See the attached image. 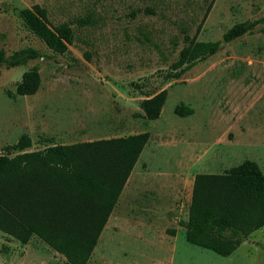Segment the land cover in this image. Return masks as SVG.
<instances>
[{
    "label": "rangeland",
    "instance_id": "1",
    "mask_svg": "<svg viewBox=\"0 0 264 264\" xmlns=\"http://www.w3.org/2000/svg\"><path fill=\"white\" fill-rule=\"evenodd\" d=\"M34 4L48 9L51 25L71 26L65 53L25 26L19 12ZM87 16L92 21L80 24ZM260 18L264 0H0V49L46 54L0 67V154L14 155L4 147L24 133L28 151L150 133L86 264H168V231L188 218L197 174H223L247 158L264 172V21L223 41L235 24ZM187 36L219 41L220 49L167 79ZM32 67L39 89L9 95ZM163 89L160 116L146 118L141 102ZM179 104L193 113L179 115ZM178 244L175 264H264V225L238 246L248 255L241 260L195 247L182 230ZM0 264L71 263L38 235L23 243L0 229Z\"/></svg>",
    "mask_w": 264,
    "mask_h": 264
},
{
    "label": "trees",
    "instance_id": "2",
    "mask_svg": "<svg viewBox=\"0 0 264 264\" xmlns=\"http://www.w3.org/2000/svg\"><path fill=\"white\" fill-rule=\"evenodd\" d=\"M25 26L54 53L63 54L72 42L68 22L53 26L48 9L40 4L20 10ZM92 21L79 18L80 24ZM263 18L240 22L223 36L232 42L252 31ZM188 37V36H187ZM167 79H178L200 60L218 52L219 41L188 37ZM46 57L39 49L27 46L7 56L0 49V67L26 65ZM37 67L23 72L15 91L8 94L30 95L40 87ZM168 91L148 95L141 108L148 119L160 116ZM176 113L185 116L193 109L179 104ZM150 138L148 131L111 139L75 144L50 143L42 149L32 146L29 134L8 143L0 154V229L20 238L32 235L63 252L71 264H86L114 209L135 164ZM190 243L231 255L249 232L264 225V172L257 161L247 158L223 174L199 173L195 176L188 218L180 220ZM175 234L176 230H169Z\"/></svg>",
    "mask_w": 264,
    "mask_h": 264
},
{
    "label": "crops",
    "instance_id": "3",
    "mask_svg": "<svg viewBox=\"0 0 264 264\" xmlns=\"http://www.w3.org/2000/svg\"><path fill=\"white\" fill-rule=\"evenodd\" d=\"M180 226H181L180 228H178V227L171 228V229H175L176 230L175 234H171L168 231L170 233V235H172V238H173V240L171 241V244L168 245L167 247L166 246L164 247V251L168 255V264H175L176 253H177L178 245H179L178 244L179 243V233L181 232V230L184 231V236H185V230L186 229L181 224H180ZM185 239H186V237H185ZM188 243H190V242H188ZM190 244L194 245L195 247L197 246V247H201L202 249L204 248L205 250L212 251V252L216 253L217 255L219 254V253L213 251L212 249H208V248H205V247H202L200 245L193 244V243H190ZM234 253H236V254L234 255ZM219 255H221V254H219ZM232 255L236 256V259H238V260H241L242 258L244 259V257H248L247 253H245L244 250H241L239 247H237V249L230 256H232ZM221 256H223V255H221ZM231 261L237 262V260H231ZM237 264H242V262H239Z\"/></svg>",
    "mask_w": 264,
    "mask_h": 264
},
{
    "label": "water",
    "instance_id": "4",
    "mask_svg": "<svg viewBox=\"0 0 264 264\" xmlns=\"http://www.w3.org/2000/svg\"><path fill=\"white\" fill-rule=\"evenodd\" d=\"M3 154V153H2Z\"/></svg>",
    "mask_w": 264,
    "mask_h": 264
}]
</instances>
